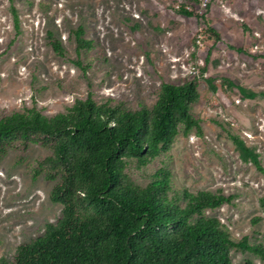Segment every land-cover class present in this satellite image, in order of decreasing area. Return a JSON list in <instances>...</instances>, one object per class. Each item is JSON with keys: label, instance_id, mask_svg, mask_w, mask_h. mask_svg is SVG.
Here are the masks:
<instances>
[{"label": "rangeland", "instance_id": "1", "mask_svg": "<svg viewBox=\"0 0 264 264\" xmlns=\"http://www.w3.org/2000/svg\"><path fill=\"white\" fill-rule=\"evenodd\" d=\"M185 4L194 16L180 10ZM79 26L92 41L81 51ZM189 80L198 84L192 113L202 135L181 129L148 165L128 161L127 178L145 186L164 169L175 189L222 190L232 203L204 215L218 217L235 240L264 245V172L254 162L264 168V0H211L206 8L198 0H0L2 114L36 107L53 115L89 94L98 104L152 108L162 82ZM51 154L14 146L0 160V258L12 259L62 215L50 198L56 181L36 173ZM231 256L264 264L241 249Z\"/></svg>", "mask_w": 264, "mask_h": 264}, {"label": "trees", "instance_id": "2", "mask_svg": "<svg viewBox=\"0 0 264 264\" xmlns=\"http://www.w3.org/2000/svg\"><path fill=\"white\" fill-rule=\"evenodd\" d=\"M180 10L195 15L187 4ZM73 33L78 51L91 47L84 27ZM49 36L64 55L61 40ZM199 98L196 80H189L162 82L152 108L98 104L89 94L53 115L36 107L0 112V160L14 146L52 148L36 173L56 181L50 198L63 206L44 234L20 244L0 264H234L233 249L264 258V245L235 240L218 217L204 215L232 203V195L175 189L164 169L145 186L127 178L128 161L148 165L171 149L181 129L185 136L192 130L202 135L201 120L192 113ZM254 162L264 172L260 160Z\"/></svg>", "mask_w": 264, "mask_h": 264}, {"label": "built area", "instance_id": "3", "mask_svg": "<svg viewBox=\"0 0 264 264\" xmlns=\"http://www.w3.org/2000/svg\"><path fill=\"white\" fill-rule=\"evenodd\" d=\"M200 1V7L206 8L211 0H199ZM179 7V6H177ZM190 9V6H187V9Z\"/></svg>", "mask_w": 264, "mask_h": 264}]
</instances>
